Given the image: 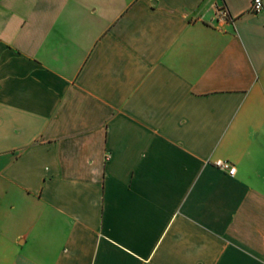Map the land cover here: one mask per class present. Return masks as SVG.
Wrapping results in <instances>:
<instances>
[{"label":"crops","instance_id":"1","mask_svg":"<svg viewBox=\"0 0 264 264\" xmlns=\"http://www.w3.org/2000/svg\"><path fill=\"white\" fill-rule=\"evenodd\" d=\"M250 1L0 0V264H264Z\"/></svg>","mask_w":264,"mask_h":264},{"label":"built area","instance_id":"2","mask_svg":"<svg viewBox=\"0 0 264 264\" xmlns=\"http://www.w3.org/2000/svg\"><path fill=\"white\" fill-rule=\"evenodd\" d=\"M249 10L251 13L257 14L262 10V1L261 0H251ZM215 17L218 20L229 19V14L224 6H220L215 11ZM212 164L226 172L228 175H232L234 173V166L229 161L224 159H215L212 161Z\"/></svg>","mask_w":264,"mask_h":264}]
</instances>
